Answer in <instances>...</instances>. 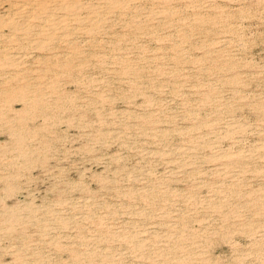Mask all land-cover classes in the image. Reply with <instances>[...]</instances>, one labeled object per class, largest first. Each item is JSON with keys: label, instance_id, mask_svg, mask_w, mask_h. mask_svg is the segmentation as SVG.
<instances>
[{"label": "rangeland", "instance_id": "374dc122", "mask_svg": "<svg viewBox=\"0 0 264 264\" xmlns=\"http://www.w3.org/2000/svg\"><path fill=\"white\" fill-rule=\"evenodd\" d=\"M0 264H264V0H0Z\"/></svg>", "mask_w": 264, "mask_h": 264}, {"label": "bare ground", "instance_id": "6f19581e", "mask_svg": "<svg viewBox=\"0 0 264 264\" xmlns=\"http://www.w3.org/2000/svg\"><path fill=\"white\" fill-rule=\"evenodd\" d=\"M121 1H123V0H121ZM21 3V2H20ZM23 4V3H22ZM15 5V4H14ZM26 5V4H25ZM26 7V6H25ZM37 7H39V6H37ZM39 9V8H38ZM71 12V11H70ZM100 16V15H99ZM28 19V18H27ZM93 19V18H92ZM15 21V20H14ZM17 21H18V19H17ZM42 22H44L43 20H42ZM47 22V21H46ZM24 23V22H23ZM21 26V25H20ZM26 27V26H25ZM91 27V26H90ZM13 36V35H12ZM43 41V40H42ZM40 43V42H39ZM43 43L41 42V45H42ZM44 45V44H43ZM45 46V45H44Z\"/></svg>", "mask_w": 264, "mask_h": 264}]
</instances>
